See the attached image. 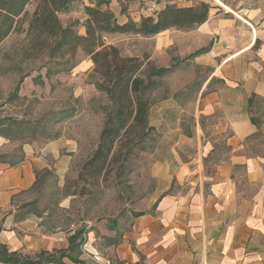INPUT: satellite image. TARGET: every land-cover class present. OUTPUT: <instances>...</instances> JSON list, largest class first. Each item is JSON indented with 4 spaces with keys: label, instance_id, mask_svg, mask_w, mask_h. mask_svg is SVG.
Here are the masks:
<instances>
[{
    "label": "crops",
    "instance_id": "0c3cea01",
    "mask_svg": "<svg viewBox=\"0 0 264 264\" xmlns=\"http://www.w3.org/2000/svg\"><path fill=\"white\" fill-rule=\"evenodd\" d=\"M121 1L105 0V10ZM165 1L210 10L196 29L155 39L156 51L178 44L180 59L167 98L149 112L148 201L118 243L97 245L90 229L71 249L74 227L49 228L53 210L41 201L48 175L67 188L77 143H25L22 161H0V246L9 252L37 260L67 251L63 264H264V0Z\"/></svg>",
    "mask_w": 264,
    "mask_h": 264
},
{
    "label": "rangeland",
    "instance_id": "374dc122",
    "mask_svg": "<svg viewBox=\"0 0 264 264\" xmlns=\"http://www.w3.org/2000/svg\"><path fill=\"white\" fill-rule=\"evenodd\" d=\"M106 3L109 7L110 2ZM106 3L105 0H69L58 12V17L63 27H73L78 34L85 35L88 18L85 8L97 6L105 10ZM152 3L157 4L160 12L166 1L124 0L120 4L123 12L116 5L112 11L119 24L126 20L125 15L139 23L143 17H156L157 14L151 15L149 10ZM37 4V0L28 4L27 16L22 17L16 31L0 44V157L15 164L22 157L25 143L41 145L58 138L75 141L78 149L66 177L67 188L61 192L54 174L46 177L47 186L41 203L49 204L53 210L47 226L63 231L74 227L75 232L83 233L92 229L96 234L95 243L109 246L113 241L121 240L131 227L136 214L133 210L144 207L152 194L153 184L143 175L147 165L144 153L151 145L152 134L128 155L119 156L98 183L75 184L83 166L98 147L111 103L106 93L97 90L100 77L87 66L90 57L82 52L78 53L77 66L71 71H62L63 65L51 60L48 52L36 59L25 57L29 45L28 20ZM194 29L196 27L173 28V31H178L176 35H179ZM156 37L103 34L104 42L116 46L124 57L148 58L156 67H174L155 79L156 85L148 96L152 103L167 98L169 87L174 84L172 80H175V63L180 59L178 44L156 51ZM165 41L167 44V36ZM67 194H73L75 198L70 209L64 210L59 203ZM83 233L74 241L80 248L86 242Z\"/></svg>",
    "mask_w": 264,
    "mask_h": 264
},
{
    "label": "trees",
    "instance_id": "16d2710c",
    "mask_svg": "<svg viewBox=\"0 0 264 264\" xmlns=\"http://www.w3.org/2000/svg\"><path fill=\"white\" fill-rule=\"evenodd\" d=\"M31 1L0 0V44L16 31L22 17L27 16L26 7ZM37 1V7L28 20L29 45L25 57L36 59L48 52L51 60L63 65L62 71H71L77 66L78 53L82 52L90 57L93 71L100 77L97 90L106 93L111 103L98 147L75 182L95 184L108 174L110 166L119 156L128 155L150 135L149 112L152 102L149 93L156 85V78L174 69L172 66L156 67L148 58L124 57L116 46L104 42L103 34L151 37L173 28L191 29L208 20L210 7L206 3L184 8L169 5L155 18L143 17L139 23L129 19L124 24L117 22L111 10L86 7V32L80 35L73 27H63L58 17V12L67 6L69 0ZM82 233L77 231L70 238L71 249L77 236ZM66 256L67 251L54 254L42 252L37 260H32L9 252L6 246H0V262L6 264H63L62 259Z\"/></svg>",
    "mask_w": 264,
    "mask_h": 264
},
{
    "label": "built area",
    "instance_id": "2783aa9c",
    "mask_svg": "<svg viewBox=\"0 0 264 264\" xmlns=\"http://www.w3.org/2000/svg\"><path fill=\"white\" fill-rule=\"evenodd\" d=\"M151 15H155L158 12V7L156 3H152V5L149 8Z\"/></svg>",
    "mask_w": 264,
    "mask_h": 264
}]
</instances>
